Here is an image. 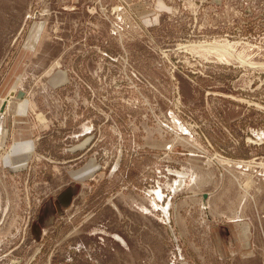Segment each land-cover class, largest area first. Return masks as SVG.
<instances>
[{
  "label": "rangeland",
  "instance_id": "obj_1",
  "mask_svg": "<svg viewBox=\"0 0 264 264\" xmlns=\"http://www.w3.org/2000/svg\"><path fill=\"white\" fill-rule=\"evenodd\" d=\"M241 219L264 264V0H0V264H244Z\"/></svg>",
  "mask_w": 264,
  "mask_h": 264
},
{
  "label": "crops",
  "instance_id": "obj_2",
  "mask_svg": "<svg viewBox=\"0 0 264 264\" xmlns=\"http://www.w3.org/2000/svg\"><path fill=\"white\" fill-rule=\"evenodd\" d=\"M42 27L37 30L34 40L38 39L39 35L42 33ZM34 42V43H35ZM32 45V44H31ZM30 45V46H31ZM33 46V45H32ZM32 48V47H31ZM212 48V49H211ZM210 52L220 53L222 56L235 57L237 60L241 61L240 58L234 55V50L232 46L225 45H211ZM242 63L244 64L245 62ZM59 64H57L58 66ZM53 71V70H52ZM50 71L48 74H50ZM51 81H56V83H61L67 79L66 74L59 72L57 74L52 73ZM232 225L224 227L223 229H213L210 233L205 234L206 239L212 242L215 247V255L221 259L231 258L236 262H242L248 264L250 260L255 256V245L252 242L251 227L248 221L241 219L239 223H235L232 220ZM212 232V233H211ZM227 241L231 242V246L226 244Z\"/></svg>",
  "mask_w": 264,
  "mask_h": 264
}]
</instances>
